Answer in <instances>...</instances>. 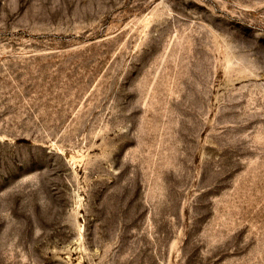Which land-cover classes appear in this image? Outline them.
Listing matches in <instances>:
<instances>
[{
	"label": "rangeland",
	"instance_id": "374dc122",
	"mask_svg": "<svg viewBox=\"0 0 264 264\" xmlns=\"http://www.w3.org/2000/svg\"><path fill=\"white\" fill-rule=\"evenodd\" d=\"M0 264H264V0H0Z\"/></svg>",
	"mask_w": 264,
	"mask_h": 264
}]
</instances>
